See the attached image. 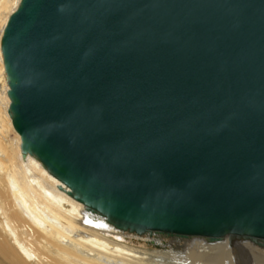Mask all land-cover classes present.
Listing matches in <instances>:
<instances>
[{
  "label": "water",
  "instance_id": "obj_1",
  "mask_svg": "<svg viewBox=\"0 0 264 264\" xmlns=\"http://www.w3.org/2000/svg\"><path fill=\"white\" fill-rule=\"evenodd\" d=\"M1 48L23 152L90 211L264 242V0H21Z\"/></svg>",
  "mask_w": 264,
  "mask_h": 264
},
{
  "label": "bare ground",
  "instance_id": "obj_2",
  "mask_svg": "<svg viewBox=\"0 0 264 264\" xmlns=\"http://www.w3.org/2000/svg\"><path fill=\"white\" fill-rule=\"evenodd\" d=\"M20 1L0 0V264H241L238 254L264 257L262 239L247 232L163 240L120 230L73 197L35 154L23 152L1 48ZM140 237L160 249L136 245Z\"/></svg>",
  "mask_w": 264,
  "mask_h": 264
},
{
  "label": "rangeland",
  "instance_id": "obj_3",
  "mask_svg": "<svg viewBox=\"0 0 264 264\" xmlns=\"http://www.w3.org/2000/svg\"><path fill=\"white\" fill-rule=\"evenodd\" d=\"M131 234H133V233H129V235H131ZM162 238H163V240H168L170 237L164 236ZM135 240L137 241L136 245H138V246L150 247V248H154V249H158V250L160 249V247L158 245L154 244L152 240L151 241L150 240L149 241H142L141 237L138 239H135ZM125 241L131 243L130 240L125 239ZM132 244H133V241H132ZM134 244H135V242H134ZM234 254L237 255V253H234ZM238 255H237L238 258L241 259V264H264V257L263 256H261L260 258L253 257L250 260L249 257L246 256V254H245V256H242L241 254H238Z\"/></svg>",
  "mask_w": 264,
  "mask_h": 264
}]
</instances>
